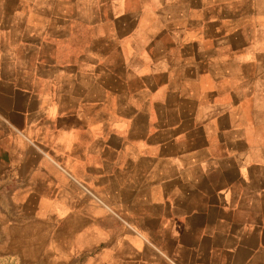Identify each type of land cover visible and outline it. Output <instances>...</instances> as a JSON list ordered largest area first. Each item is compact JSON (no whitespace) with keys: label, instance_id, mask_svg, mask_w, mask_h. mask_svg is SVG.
Returning <instances> with one entry per match:
<instances>
[{"label":"crops","instance_id":"obj_1","mask_svg":"<svg viewBox=\"0 0 264 264\" xmlns=\"http://www.w3.org/2000/svg\"><path fill=\"white\" fill-rule=\"evenodd\" d=\"M0 264H264V0H0Z\"/></svg>","mask_w":264,"mask_h":264}]
</instances>
